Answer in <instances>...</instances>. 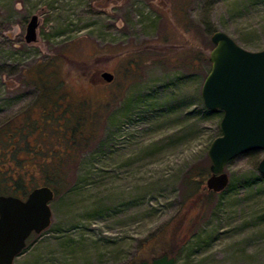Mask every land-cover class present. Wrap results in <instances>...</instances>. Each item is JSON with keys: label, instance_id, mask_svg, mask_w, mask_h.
I'll return each mask as SVG.
<instances>
[{"label": "rangeland", "instance_id": "1", "mask_svg": "<svg viewBox=\"0 0 264 264\" xmlns=\"http://www.w3.org/2000/svg\"><path fill=\"white\" fill-rule=\"evenodd\" d=\"M215 29L264 48V0H0V129L34 121L21 132L43 158L19 152V171L41 185L48 162L60 185L14 264H264V149L234 157L208 201L185 181L221 133L202 96Z\"/></svg>", "mask_w": 264, "mask_h": 264}, {"label": "water", "instance_id": "2", "mask_svg": "<svg viewBox=\"0 0 264 264\" xmlns=\"http://www.w3.org/2000/svg\"><path fill=\"white\" fill-rule=\"evenodd\" d=\"M39 16L33 14L27 23L25 38H38ZM215 43L210 51L211 69L202 85L205 104L221 109V133L210 143L211 160L206 185L221 191L229 184L226 165L237 155L251 149H264V48L251 50L239 44L222 29L213 32ZM112 80L114 74L103 71ZM258 169L264 173V156ZM55 190L44 184L34 187L26 198L0 194V264H14L27 245L32 232L39 233L52 222L51 200ZM129 264H179L167 253Z\"/></svg>", "mask_w": 264, "mask_h": 264}, {"label": "trees", "instance_id": "3", "mask_svg": "<svg viewBox=\"0 0 264 264\" xmlns=\"http://www.w3.org/2000/svg\"><path fill=\"white\" fill-rule=\"evenodd\" d=\"M215 30H217V29H215ZM207 61H209L208 58H207ZM37 73L45 74L46 72L43 69H41ZM41 81L42 80L39 81V84ZM44 89L45 88L42 89L41 97L45 93ZM28 116H29V114L27 115V117ZM28 122H34V121L29 120V118H27V121L23 125L15 126V125H12V123H9V125H7V129H0V147L4 146V148L6 149V150L0 149V159H4V161H6V159H7L6 155H9L10 159L16 162V167L15 166L10 167V169L6 168V166H4V165H3V167L0 166V194H14V195H18L21 197H25L28 195V193L34 187L40 185L37 182L32 183V184L25 183L24 174H23V172L19 171V168H21V166H22V163H21L22 159L19 155V152H22L23 150H25V151H29V153L31 155L36 156V158H38V157L43 158V154H42V152H40L43 150L35 149L32 146V143H31V140L29 137L33 133L24 134L21 132V129L23 127H26ZM11 127H13V128L19 127L18 128L19 132L14 133L13 131H10ZM73 140H74L73 142L71 140L72 145H76L78 143V141L77 140L75 141V139H73ZM258 150L259 149H251L247 152L248 153H254ZM49 151L50 150H48V154L51 153V151L50 152ZM7 152H9V154H7ZM55 155H57V153H55ZM57 157H60V155H58ZM76 158L77 157H73L70 154L69 160H67V161L70 163L71 161H74ZM63 162H66V160H63ZM60 163H62V160L60 161ZM61 166H63V165L61 164ZM41 168H42V171L44 172V175H45V180H44V182L41 183V185L47 184V185H50L51 187H53V189L56 191L60 190L59 184H53V179H54L53 176L56 175V174H52L53 172H55L53 167H51L48 164V162H44L43 164H41ZM58 168H60V167H57L55 169L59 170ZM52 170H53V172H52ZM209 171H210V166H208L207 164L203 163L201 166L200 165L199 166L194 165L193 167H191L189 169L188 174L186 175V178H185L186 184L190 188V190H188V192H190V191L191 192H197L198 191L199 193L203 192V193H205L207 201L210 200V198H212V196L216 193V191L209 189L205 185V175ZM62 174L64 175L63 172H61V174L59 173V175L61 177H62ZM52 177H53V179H52ZM177 242H178V239L174 243V245H172V246H176ZM165 253L169 254V252H164L163 254H165ZM169 255H173V254H169ZM158 256H160V255H158ZM133 262H139V261H133Z\"/></svg>", "mask_w": 264, "mask_h": 264}, {"label": "flooded vegetation", "instance_id": "4", "mask_svg": "<svg viewBox=\"0 0 264 264\" xmlns=\"http://www.w3.org/2000/svg\"><path fill=\"white\" fill-rule=\"evenodd\" d=\"M101 74H102V73H101ZM113 79H114V78H113ZM26 197H27V196H25V197H22V198H26ZM32 233H34V232H32ZM31 235H32V234H31ZM31 235H30V236H31ZM30 236H29V237H30ZM29 237H28V238H29ZM27 242H28V239H27Z\"/></svg>", "mask_w": 264, "mask_h": 264}]
</instances>
